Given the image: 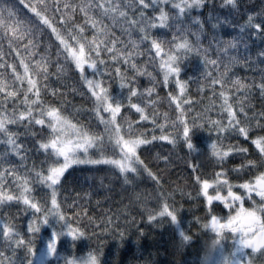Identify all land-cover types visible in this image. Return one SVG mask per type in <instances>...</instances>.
Wrapping results in <instances>:
<instances>
[{
    "label": "snow or ice",
    "instance_id": "obj_1",
    "mask_svg": "<svg viewBox=\"0 0 264 264\" xmlns=\"http://www.w3.org/2000/svg\"><path fill=\"white\" fill-rule=\"evenodd\" d=\"M17 4H23L31 15L21 17ZM205 5L206 0H80L79 3L75 0H51V3L0 0V144L5 146L4 153L0 154V209L20 205L28 217L26 231H22L15 215L8 212L0 215V264H51L50 257L56 258L57 264L60 260L63 264H106L101 260L104 241L99 236L111 225V218L102 220L105 229L97 234L98 246L84 255H76L77 242L86 237L91 239L88 228L94 226V221L88 217L87 223L84 222L87 211L81 210L75 200L70 205L66 203L67 197L60 200L58 189L66 171L74 165H106L122 176L125 183H131L130 175L138 177L146 172L159 184V178L138 150L163 140L174 145L182 142L191 152L195 149L193 130L200 128H207L209 132L216 130V139L211 140L208 148L210 159L220 170L214 171L209 179L203 178L208 174L200 165H188L192 183L199 186L196 198L202 199L205 213L203 217H194L193 224L199 226L200 233L211 234L195 264H254V259L245 260L238 255L245 253V249L250 254L264 256V111L255 113L249 107L253 91H259L264 97V75L258 84L244 83L239 77L227 78L230 67L240 63L239 56L229 55L237 49L238 42L234 38H213L208 47L202 46L203 20L193 12ZM223 6L230 11L237 10L239 0H223ZM81 17L83 23L79 22ZM125 24L127 28L123 27ZM117 25L130 36L135 34L138 40H130L127 45L117 40L110 31ZM194 27L196 32L192 31ZM244 27L253 30V37L264 36V18L258 15L249 14ZM89 31L91 38L87 35ZM159 32H165L167 38L156 34ZM52 37L58 42L55 75L59 78L67 71L78 74L92 100L96 127L72 123L63 114V105L67 103L64 93L47 83L53 75L50 71ZM191 37H195V42ZM213 52L216 59L210 58ZM145 54L149 57L147 66L141 67L136 58ZM189 54L202 57L205 67L211 65L216 69L215 73L207 72L205 79L210 82L213 96L221 100L219 114L226 117L227 123L210 117L205 119L201 113L193 115L195 110H189L194 101L185 100L188 82L181 79L182 61ZM258 55L264 57V51ZM148 66L154 71H149ZM142 76L148 77L149 86L141 84ZM112 82L119 85V94H114ZM157 84L171 86L167 100L175 119L164 113V123L157 122L156 112H146L147 106L155 105L152 97L157 95ZM217 85L221 89L218 93ZM233 88L236 94L241 91L244 94V99L237 100L235 105L231 102L235 100ZM122 110L129 113L134 110L139 121L124 116ZM121 116L123 121L119 119ZM142 122H150L152 131L159 129L161 135H152L149 139ZM165 124L173 129L174 135L165 134ZM226 133H234L254 145L256 158L226 169L224 165L229 159L250 155L247 147L225 144ZM22 135L31 137L36 150L45 154L39 169L25 165L21 173L17 165L8 161L9 155L22 161L27 159L29 149L21 142ZM163 159L167 162L168 158ZM245 169V175L254 170L256 174L245 179L239 175ZM229 172L236 173L235 179L242 182H230ZM37 185L48 190L39 198L35 195ZM246 202L251 207H244ZM155 204L156 207L145 209L148 222L166 219L174 225L179 235L178 247L196 242L197 234L191 232V227L187 231L181 227L179 213L183 204L177 207L173 193L159 192ZM220 204L229 210L226 216L216 214ZM45 226L50 229L46 238L41 237ZM111 231L123 239L124 233L118 224ZM229 237L233 244L231 251L225 247ZM62 238H70L71 249L63 255ZM41 239L44 246L38 248L37 241ZM20 251L23 256L18 258ZM145 264H155V261L146 260Z\"/></svg>",
    "mask_w": 264,
    "mask_h": 264
},
{
    "label": "trees",
    "instance_id": "obj_2",
    "mask_svg": "<svg viewBox=\"0 0 264 264\" xmlns=\"http://www.w3.org/2000/svg\"><path fill=\"white\" fill-rule=\"evenodd\" d=\"M29 0H25L28 3ZM51 3V0H48ZM79 3L80 0H75ZM20 16H30V11L24 7L23 4H17ZM249 14L258 15L259 18H264V0H239V8L230 11L229 7L223 6V0H206V5L203 9L193 12V15H200L203 20L204 32L200 33V41L203 47H208L209 42L213 38L232 40L236 39L238 47L229 53L232 56H239L240 63L230 67L228 79L233 80L237 77L241 78L244 83L251 84L259 83L261 76L264 75V57H260L258 53L264 51V36H252V29L245 28V20ZM80 15V14H78ZM83 23V19L79 20ZM109 23V21H105ZM58 26V25H57ZM127 28V25H123ZM110 31L115 34L117 40L123 41L125 45L130 40H138V37L133 34L129 35L128 32H122L121 26L117 25L111 27ZM132 30L129 29V32ZM193 32L197 29L194 27ZM162 38H167L165 32L156 33ZM91 38L92 33H87ZM48 37H45L47 40ZM54 41L51 49L53 64L50 71L53 75L50 76L48 84L50 88L63 92V99L67 101L63 105L65 111L64 115L67 116L72 123H80L84 125H91L96 127L97 121L92 115L91 109L93 108L92 100L86 88L81 84L78 74L72 71H67L63 75H55V52L56 43L55 37L51 38ZM195 42V37H191ZM148 45H143L147 48ZM4 49L7 51V44H4ZM211 59H216L213 54ZM149 57L147 54L137 56L136 63L141 67L147 66L146 62ZM226 62V58H225ZM149 71H154V68L148 66ZM221 70L223 67L221 66ZM22 71V69H21ZM207 72H216L211 65L205 67L202 57L194 54H189L187 59L182 61V77L181 79L188 82V95L185 97L186 101H194L189 109L196 113H201L205 119L211 118L212 120H223L227 123L226 117L219 114L221 100L213 96V89L210 82L206 81L205 76ZM162 80V74L159 77ZM140 82L143 86H149L148 77H140ZM112 90L114 94H119L121 89L119 85L112 82ZM156 93L152 97L155 102L154 107L149 105L146 107V112H156L159 116L158 123H164L163 114L168 113L170 119H175V114L172 108L169 107L167 94L171 91V86L164 87L163 84L156 85ZM221 89L219 85L216 86V92ZM235 94V100L231 101L234 105L237 100H243L244 94H236L235 89H232ZM50 99V97H49ZM174 107V105H173ZM249 107L252 112L259 113L264 111V97L261 96L259 91H253L250 95ZM247 110V109H246ZM124 116H130L131 119L139 121V116L133 113L122 110ZM249 113V115L252 114ZM123 116L119 117L123 121ZM143 127L148 130V138L152 135L159 136L161 132L157 129L152 131V124L150 122H142ZM253 123H255L253 121ZM103 125L99 126L102 130ZM167 133L174 131L168 124H165ZM23 132V129H19ZM216 130L212 129L211 132L205 129H194L192 133V141L195 149L191 152L187 146L182 142H177L175 145L170 141L156 140L151 145L141 146L139 154L145 161L148 167L159 178L157 184L148 174L142 173L138 177L129 176L131 183H125L124 178L119 176L118 173L106 165H74L69 168L65 176L62 178L63 183L58 189L59 198L64 201L67 197V204H72L75 200L80 206L81 210L87 211V217L84 222L87 223V218L92 217L94 226L88 228V233L91 239L82 238L77 242L76 255H84L90 248H96L99 240L104 241L103 252L101 257L102 262L106 264H145L146 260L155 261V264H195L199 256L203 254L202 245L206 240L211 239V234H202L199 231V226L193 224V218L196 216H204V208L202 199H197L199 186L194 185L190 176L191 170L189 164L196 163L201 166V170L208 175L203 178H212L211 174L214 171H219L220 167L215 166L214 161L210 159V150L208 148L212 139H216ZM227 138L224 139L225 144H238L249 149L250 155L245 157L237 156L229 159L224 167L232 169L246 159H255L254 145L246 142L243 137H236L234 133L224 134ZM21 142L25 145L27 159L22 161L19 158L9 155L8 161L18 166L19 171L23 173L24 167L31 168L33 165L39 169L45 160V154L42 151H37L35 148V141L29 136H21ZM5 146L0 144V154L4 153ZM167 157V162L163 159ZM247 169L239 173L245 179L251 175H255L254 170L248 175H245ZM236 173L229 172L228 179L232 183H241L242 181L235 179ZM48 190L44 186H36L35 195L37 198L42 197ZM173 193L177 201V207L183 204L179 213L181 227L186 231L191 227V232L196 233L194 237L195 243L178 247L179 235L172 225L166 219H162L158 223H150L147 220L146 208L156 207L155 199L159 192ZM183 193L184 195H181ZM191 193V197L188 194ZM140 197L138 200L137 197ZM217 203V202H214ZM21 206L13 204L8 208L0 209V215L3 212H8L10 215H15L18 218V223L21 225V230L26 231L27 219L23 212L20 210ZM229 210L220 204L217 213L220 216H226ZM111 218V225L107 226V230L103 231V235L97 237L105 229L102 220ZM133 218L135 223H132ZM120 226V230L124 233L123 239L111 231L116 225ZM95 225H100L96 227ZM142 230V231H141ZM70 238H62L60 245L61 254H66L71 251ZM253 255V254H252ZM259 256L258 254H256ZM18 258L23 256V252L17 253ZM263 258L260 256L254 259V264H262Z\"/></svg>",
    "mask_w": 264,
    "mask_h": 264
},
{
    "label": "rangeland",
    "instance_id": "obj_3",
    "mask_svg": "<svg viewBox=\"0 0 264 264\" xmlns=\"http://www.w3.org/2000/svg\"><path fill=\"white\" fill-rule=\"evenodd\" d=\"M210 194H213L214 195V192L210 189ZM224 194H226V192L224 193ZM217 203H219V202H217ZM238 207V206H237ZM244 207H246V208H248V207H251V203L250 202H246L245 203V205H244ZM227 209V208H226ZM50 235V229H48L47 228V226H45L42 230H41V237H44V238H46L47 236H49ZM44 246V240L43 239H41V240H38L37 241V247L38 248H41V247H43ZM225 247H226V249L228 250V251H231L232 250V248H233V244H232V241H231V237H229L228 238V240L227 241H225ZM247 253L245 252V253H242V254H238V255H240L241 256V258H243V259H245V260H247V259H249V258H251V259H256V258H258V257H260V256H257L256 254H247ZM262 258H263V260H264V256H261ZM217 258H219V254L217 253ZM49 259V261H51V264H57V260H56V258H48ZM59 264H63V261L62 260H60V262H59ZM262 264H264V261H263V263Z\"/></svg>",
    "mask_w": 264,
    "mask_h": 264
},
{
    "label": "flooded vegetation",
    "instance_id": "obj_4",
    "mask_svg": "<svg viewBox=\"0 0 264 264\" xmlns=\"http://www.w3.org/2000/svg\"><path fill=\"white\" fill-rule=\"evenodd\" d=\"M247 254H250L248 251H245Z\"/></svg>",
    "mask_w": 264,
    "mask_h": 264
},
{
    "label": "water",
    "instance_id": "obj_5",
    "mask_svg": "<svg viewBox=\"0 0 264 264\" xmlns=\"http://www.w3.org/2000/svg\"><path fill=\"white\" fill-rule=\"evenodd\" d=\"M245 251H248L247 249H245ZM249 252V251H248Z\"/></svg>",
    "mask_w": 264,
    "mask_h": 264
}]
</instances>
